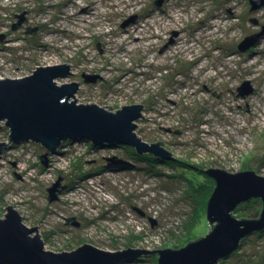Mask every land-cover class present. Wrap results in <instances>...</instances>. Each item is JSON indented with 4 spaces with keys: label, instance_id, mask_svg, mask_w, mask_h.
Returning <instances> with one entry per match:
<instances>
[{
    "label": "rangeland",
    "instance_id": "374dc122",
    "mask_svg": "<svg viewBox=\"0 0 264 264\" xmlns=\"http://www.w3.org/2000/svg\"><path fill=\"white\" fill-rule=\"evenodd\" d=\"M257 7L250 0H0V78L70 64L74 74L60 84L80 83L78 103L114 112L143 104L137 134L163 142L179 162L264 176V6ZM254 32L259 43L239 48ZM246 81L252 90L239 96ZM9 131L1 122L0 141ZM61 149L52 154L29 142L0 156V217L12 205L28 226H38L47 249L85 242L113 250L182 248L212 230L206 215L196 225L195 213L214 188L204 195L181 175L196 170L87 138ZM120 159L137 170L110 161ZM247 202L234 211L239 219L260 210L257 200ZM74 217L81 227L67 223ZM158 259L156 252L126 264ZM217 264H264V229Z\"/></svg>",
    "mask_w": 264,
    "mask_h": 264
},
{
    "label": "water",
    "instance_id": "95a60500",
    "mask_svg": "<svg viewBox=\"0 0 264 264\" xmlns=\"http://www.w3.org/2000/svg\"><path fill=\"white\" fill-rule=\"evenodd\" d=\"M257 5H264V0L257 2L253 9ZM257 35L247 37L241 48L256 44L260 34ZM5 36L6 33L0 34L1 42ZM71 68L67 63L39 66L24 77L0 78V124L5 122L10 130L8 141H0V154L12 144L30 141L46 146L48 153L55 154L65 141L87 138L99 145H129L139 154L173 157V152L161 142L150 143L137 134L143 104L123 105L114 112L109 110L111 105L78 103L75 95L80 89L79 82L60 84L57 81L71 75ZM251 90L248 81L239 87L240 95ZM110 161L130 165L123 159ZM207 169L216 180L207 204V218L213 228L182 248L109 251L85 243L74 250H49L38 233V226H28L11 205L6 206V213L0 217V264H126L156 252L158 264H217L235 251L246 236L264 229V176L254 170L230 173L224 168ZM49 191L53 200L57 184ZM253 198L262 199L260 218L239 219L233 215L241 203Z\"/></svg>",
    "mask_w": 264,
    "mask_h": 264
},
{
    "label": "trees",
    "instance_id": "16d2710c",
    "mask_svg": "<svg viewBox=\"0 0 264 264\" xmlns=\"http://www.w3.org/2000/svg\"><path fill=\"white\" fill-rule=\"evenodd\" d=\"M133 154L137 158L138 155H136L135 152H133ZM144 158H146L150 162L157 163V164L160 163V162L168 163V164H171V163L172 164H176L177 163V165H179L180 167L183 166V168H186V169H188V168L194 169V170H196L199 173H196V175H193V177L192 176L188 177L185 174H181V175L185 176L189 181H191L193 183L194 190H196V188H199L200 192L202 191L204 195H208V194H210L209 191H213V188L215 189L216 184L214 182H216V181H214L213 178L209 176V174L207 172L208 169H203L201 167H198L196 164L195 165L193 164L194 165L193 167H189V166H187V165H190L189 163L184 162V161H183L184 163L183 162H179V160H176V159L175 160H170L168 162H165V161H163L161 159L156 158L155 156L153 157L152 155L139 156L140 160H143ZM184 164L186 166H184ZM201 172H204L203 179L200 178V175H199V174H201ZM255 200H257L259 202L260 210L257 209L256 211L251 212L248 215V217L250 219L260 218L261 212H262V209H263L262 199L261 198H255V199L253 198V201H255ZM246 203H248V202L241 203L237 207L236 210H238L239 208H242V207H246ZM207 204H208V200L207 201H203L202 204H200L199 209L196 211V213H195L196 225H197L198 221L201 219V217H205V215L207 216ZM236 210H235V212H236ZM235 212H233V215L238 217ZM209 224H210V222L208 223V225Z\"/></svg>",
    "mask_w": 264,
    "mask_h": 264
},
{
    "label": "flooded vegetation",
    "instance_id": "af4514ba",
    "mask_svg": "<svg viewBox=\"0 0 264 264\" xmlns=\"http://www.w3.org/2000/svg\"><path fill=\"white\" fill-rule=\"evenodd\" d=\"M253 4H256L257 2H260L261 0H250ZM264 6V5H263ZM257 34H258V32H256ZM257 41V40H256ZM243 44L241 43V44H238V47L239 48H241V46H242ZM237 47V48H238ZM166 148H167V146H166V144H164L163 142H161ZM169 150H171L170 148H168ZM61 151V150H60ZM60 151H59V153H60ZM58 153V154H59ZM148 155H152V154H148ZM152 156H155V155H152ZM174 157H172L171 159H164V158H160V157H158V156H155L156 158H158V159H161V160H163V161H170V160H175L176 158H175V155H173ZM160 163H162V162H160ZM106 165V164H105ZM131 165V166H130ZM130 165H128V166H130V167H134V164H132V162H131V164ZM151 165V164H150ZM142 214H145V212H142ZM67 219V223L68 224H70V225H74V226H76V227H81L82 226V222H81V220H79V219H77L76 217H74V218H66ZM152 221H155V223H157L158 221H157V219H154V220H152ZM85 243H88V242H85ZM80 246V245H79ZM78 246V247H79ZM135 247H137V245L135 246ZM72 250H74V249H72ZM157 250H159V249H156L155 251H157ZM149 251H151V252H153L154 250H151V249H149ZM151 254V253H150ZM159 255V254H158Z\"/></svg>",
    "mask_w": 264,
    "mask_h": 264
},
{
    "label": "bare ground",
    "instance_id": "6f19581e",
    "mask_svg": "<svg viewBox=\"0 0 264 264\" xmlns=\"http://www.w3.org/2000/svg\"><path fill=\"white\" fill-rule=\"evenodd\" d=\"M253 6H254V4H253ZM257 8H259V7H257ZM125 23H126V22H125ZM141 24H142V23H141ZM128 25H129V23H127L124 27L126 28ZM142 25H144V24H142ZM137 28H138V25H135V26H133V29H132V30H133V31H134V30L136 31ZM135 33H137L136 35H138V32H137V31H136ZM253 35L258 36L256 32H254ZM248 37H249V36H248ZM245 39H246V38H245ZM256 43H259V41L257 40ZM244 52H245V51H244ZM72 74H74L73 71H72ZM72 74H71V75H72ZM71 75H69V76H71ZM160 75H164V74H163V73H160ZM24 76H25V75H24ZM24 76L21 75V76H18V77H24ZM69 76L59 78L57 81L60 83V80H61V79H63V78H67V77H69ZM73 82H76V81H73ZM87 82H89V81L87 80ZM79 84H80V83H79ZM30 142H31V141H30ZM22 143H29V142H22ZM19 144H21V143H19ZM13 145H18V143L12 144L9 148H11ZM42 146H44V145H42ZM9 148H8V149H9ZM44 148H46V146H44ZM46 149H47V148H46ZM5 150H6V149H5ZM5 150H4V151H5ZM47 150H48V149H47ZM4 151H3V152H4ZM62 151H66V150H61L60 152H62ZM3 152L0 154V156H2ZM162 164H164V163H162ZM133 169H136V168L133 167ZM136 170H137V169H136ZM128 218H129V216H128ZM130 219L132 220L131 216H130L129 220H130ZM97 247H99V246H97ZM99 248H101V247H99ZM102 249H104V248H102ZM105 250L115 251V250H113V249H105ZM148 250H149V249H148Z\"/></svg>",
    "mask_w": 264,
    "mask_h": 264
},
{
    "label": "clouds",
    "instance_id": "9594fccd",
    "mask_svg": "<svg viewBox=\"0 0 264 264\" xmlns=\"http://www.w3.org/2000/svg\"><path fill=\"white\" fill-rule=\"evenodd\" d=\"M239 96H241L240 93H239ZM67 141H68V140H67ZM65 142H66V141H65ZM65 142H64V143H65ZM64 143H63V144H64ZM63 144H62V146H63ZM62 146H61V147H62ZM61 147L59 148V150L61 149ZM61 150H62V149H61ZM171 151H172V150H171ZM55 154H56V153H55Z\"/></svg>",
    "mask_w": 264,
    "mask_h": 264
}]
</instances>
